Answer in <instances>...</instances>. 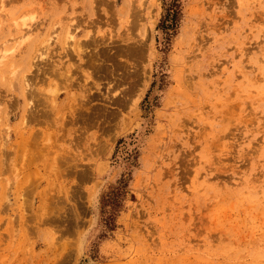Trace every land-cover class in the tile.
Instances as JSON below:
<instances>
[{
  "label": "rangeland",
  "instance_id": "1",
  "mask_svg": "<svg viewBox=\"0 0 264 264\" xmlns=\"http://www.w3.org/2000/svg\"><path fill=\"white\" fill-rule=\"evenodd\" d=\"M0 4V264H264V0Z\"/></svg>",
  "mask_w": 264,
  "mask_h": 264
},
{
  "label": "bare ground",
  "instance_id": "2",
  "mask_svg": "<svg viewBox=\"0 0 264 264\" xmlns=\"http://www.w3.org/2000/svg\"><path fill=\"white\" fill-rule=\"evenodd\" d=\"M155 1V0H154ZM2 4V3H1ZM0 4V5H1ZM5 5H6V3H5ZM4 6V5H3ZM5 7V6H4ZM1 9L3 10L4 8L1 6ZM137 15V14H136ZM26 21V20H25ZM23 23V22H22ZM22 25V27L20 26V25H18V21L16 22V27L17 28H19V30H20V33H19V37L20 38H25V36H28L29 34H30V31H31V27H30V25L28 24V23H26V22H24L23 24H21ZM16 28V29H17ZM71 38V37H70ZM139 47H140V45H139ZM128 48H129V46H128ZM132 47H130L129 49H131ZM142 49V48H141ZM128 50V49H127ZM6 51V50H5ZM84 50L83 49H80V51H79V53L80 54H82V52H83ZM130 52V51H129ZM128 53V52H127ZM131 53V52H130ZM129 53V54H130ZM136 53V52H135ZM9 54V53H8ZM7 54V55H8ZM134 54V53H133ZM136 54H138V53H136ZM131 55V54H130ZM91 62V61H90ZM128 62H130V61H128ZM15 72V74L17 73V71H14ZM67 85V84H66ZM95 85V84H94ZM91 87V86H90ZM57 88V87H56ZM92 88V87H91ZM86 89V88H85ZM58 90V89H57ZM57 90H54V91H57ZM92 90V89H91ZM54 91L52 92L54 95H53V101L54 102H56L55 100H56V98H57V96H58V91L56 92V93H54ZM88 91H90V90H88ZM51 93V92H50ZM91 93V92H90ZM33 98V97H32ZM52 99V98H51ZM44 112H45V110H44ZM42 113V112H41ZM46 113V112H45ZM40 114V113H39ZM42 115H43V113H42ZM42 115H40V116H42ZM47 115V114H46ZM44 116V115H43Z\"/></svg>",
  "mask_w": 264,
  "mask_h": 264
},
{
  "label": "trees",
  "instance_id": "3",
  "mask_svg": "<svg viewBox=\"0 0 264 264\" xmlns=\"http://www.w3.org/2000/svg\"><path fill=\"white\" fill-rule=\"evenodd\" d=\"M178 15H179L178 9L170 8V10L167 11L166 16L164 17L163 24L166 25L165 28L176 27L178 23ZM166 21H170V23Z\"/></svg>",
  "mask_w": 264,
  "mask_h": 264
}]
</instances>
